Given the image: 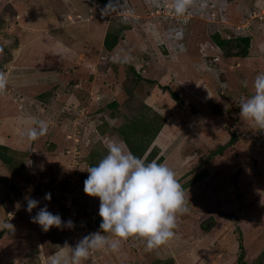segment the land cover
I'll return each mask as SVG.
<instances>
[{
  "label": "rangeland",
  "instance_id": "rangeland-1",
  "mask_svg": "<svg viewBox=\"0 0 264 264\" xmlns=\"http://www.w3.org/2000/svg\"><path fill=\"white\" fill-rule=\"evenodd\" d=\"M113 1L110 14L95 0H0V145L23 164L14 173L0 162V264H63L99 230L86 169L144 105L163 119L154 160L182 186L207 175L183 187L189 202L167 243L147 250L130 237L83 264H239L241 254L255 264L264 255V130L240 118L239 104L264 73V0H191L182 13L175 0ZM121 22L129 29L105 50V32ZM215 33L248 37L246 56H226ZM35 121L47 132L29 141ZM27 198L39 201L31 212ZM45 206L72 225L42 231L31 218Z\"/></svg>",
  "mask_w": 264,
  "mask_h": 264
},
{
  "label": "clouds",
  "instance_id": "clouds-1",
  "mask_svg": "<svg viewBox=\"0 0 264 264\" xmlns=\"http://www.w3.org/2000/svg\"><path fill=\"white\" fill-rule=\"evenodd\" d=\"M190 3L191 0H175L176 11L184 12ZM6 85L7 76L0 72V91ZM252 87L253 94L239 104V116L252 121L257 130H264V73L255 77ZM34 123L38 127L23 134L29 141L47 132L45 122ZM86 172L83 191L85 195L99 199L101 223L98 231L84 237L75 247H69L71 259L63 264H83L91 252L115 251L130 237L145 241L147 250L164 245L174 237L177 216L186 210L189 201L175 172L165 163L146 162L128 150L123 141L114 140L108 143L106 154ZM44 199L50 200L51 193H46ZM38 204V200L27 198L26 211L31 212ZM31 219L44 232L65 223L72 225L71 221L64 222L58 214L48 211L46 206ZM9 227L12 226L9 224ZM51 264H62L61 258L53 257Z\"/></svg>",
  "mask_w": 264,
  "mask_h": 264
},
{
  "label": "trees",
  "instance_id": "trees-1",
  "mask_svg": "<svg viewBox=\"0 0 264 264\" xmlns=\"http://www.w3.org/2000/svg\"><path fill=\"white\" fill-rule=\"evenodd\" d=\"M104 11L112 13L114 11L113 0H95ZM129 29V25L125 22H121L117 28L108 29L103 37L102 45L105 50L111 51L118 40L123 37V32ZM213 43L221 49L226 56H235V57H245L248 51L249 38L248 37H237L234 40L221 38L218 34H213L211 36ZM234 50V51H233ZM127 65V70L132 72L135 76L136 82H138L141 77L137 74L133 67L129 64ZM172 97H176L175 94H172ZM107 107L111 108L114 111L117 107V102L111 101L107 104ZM142 112L133 114L130 118L123 117V122L118 125L115 129L117 135L121 138V141L127 145V149L130 150L134 155L141 157L146 162L156 161L162 163L163 158L158 157L156 160L155 157L158 154V148L150 147L155 139V136L161 130L163 125V119L158 116L155 112L144 105L141 106ZM221 152L219 149L217 154ZM0 162L5 165L11 172L17 173L22 169L23 164L15 160L12 156L7 153L6 146L0 145ZM205 172L199 174L194 180L189 181V184L183 187H188L192 183L199 181L201 178L206 176ZM211 220V218H210ZM101 221L96 220L97 227L99 229ZM212 223V221H211ZM201 227L204 230H207L208 225L203 221L201 222ZM239 247L242 250V242L239 239ZM264 256V255H263ZM263 256L260 255L256 258L255 264H264ZM242 254L238 257L239 264H248L242 259Z\"/></svg>",
  "mask_w": 264,
  "mask_h": 264
}]
</instances>
